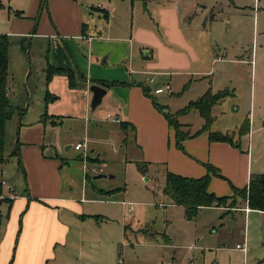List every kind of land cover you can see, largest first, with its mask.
<instances>
[{
	"label": "crops",
	"instance_id": "0c3cea01",
	"mask_svg": "<svg viewBox=\"0 0 264 264\" xmlns=\"http://www.w3.org/2000/svg\"><path fill=\"white\" fill-rule=\"evenodd\" d=\"M40 2L32 0L35 7L32 8L29 21H22L24 17H20L21 11H16L11 20V28L3 33L9 39L10 36L23 34L31 39L37 34L47 37L49 52L41 68L44 72L43 96H40L35 106H31L30 97L26 106L25 102L15 104V107L23 109V113L16 114L13 122L16 140H12V145L13 151L17 148L14 154L24 170L27 193L6 195L3 188L5 181L0 182V199L9 202L8 206L3 207L7 209L8 218L0 238V264H55L51 260L57 258L56 246H65L61 255L70 252L77 241L82 242L85 238L81 228L85 226L86 220L99 219L97 214L86 212L81 202L66 192L68 184L62 175V145L65 151L74 146L66 144L56 131L65 118L87 119V110H91L92 92L89 87L92 84L105 88L106 93L101 103L91 112L105 103V119H110L124 133L121 138L124 144L130 132L134 135L135 144L145 155H151L159 161L166 160L167 171L185 177L204 176L207 173L204 166L206 163L217 168L221 176H211L208 192L218 197L231 196V185L243 188L251 175L264 171V163H257L251 146V133L263 129L262 126L251 129L249 119V131L241 136L237 131L242 122L231 131L210 126L211 131L234 133L233 140L238 143V147L223 141H210L208 132L202 131L184 139L183 151H180L175 147L174 130L143 91L146 88L153 96L154 84L166 82L170 85L168 93L172 95L190 89L185 106L197 100L208 89L212 93L229 90L233 94V90L224 85L227 81L232 82L234 74L231 71L215 74L218 67L224 66V60L213 53L212 39L208 32L193 24L196 10L202 11L198 2L45 0L42 9L39 7ZM75 44L85 48L86 54L77 49ZM249 62L252 65V60ZM50 68L72 71L73 86H70L65 74L54 73L47 79ZM7 89L10 97L8 82ZM177 89H181V92ZM159 95L161 99L164 98L163 94ZM225 97L211 107V115L213 107ZM250 98L253 112L254 91H250ZM191 112L200 116L196 109ZM107 114L117 117L119 121L108 118ZM181 115L177 116V120L183 125V130L190 134L200 130L204 123L200 116L201 124L194 127L182 121ZM97 120L101 121L98 117ZM123 123L126 124L123 126ZM246 136L248 139H245ZM156 137H161L162 142L156 143ZM87 150L85 142L82 152L86 153ZM86 157L89 161H99L97 157ZM85 177L88 178L87 173ZM7 188L13 190L10 186ZM168 200L169 205L181 207L185 216L183 206ZM237 200L233 208L226 204L202 207L195 216L207 209L223 210V214L230 213L232 216L243 212L245 220L250 219L255 211L264 213L249 208L241 198ZM242 238L245 243V234ZM169 240L166 237V242Z\"/></svg>",
	"mask_w": 264,
	"mask_h": 264
},
{
	"label": "rangeland",
	"instance_id": "374dc122",
	"mask_svg": "<svg viewBox=\"0 0 264 264\" xmlns=\"http://www.w3.org/2000/svg\"><path fill=\"white\" fill-rule=\"evenodd\" d=\"M186 1L198 2L202 7V11L196 10L193 24L208 32L212 39L213 53L224 60V66L218 67L215 74H224L226 71L234 74L232 82L227 81L224 85L233 90V94L213 107L211 126L231 131L243 123L246 117L250 119L251 129L262 126L263 129L251 133V146L253 157L257 159V163L263 164L264 0ZM0 5L2 33L11 28V20L16 11H21L20 17H24L22 21H29L32 8L35 7L32 0H0ZM9 40V102L14 107L17 102H25L26 106L30 97L31 106H35L44 94V72L41 68L49 52L48 39L38 34L31 39L23 34L10 36ZM75 46L86 54L85 48H80L78 44ZM251 60L252 65L249 62ZM177 90L181 92V89ZM190 91L189 89L177 95H172L171 92L163 94L164 98L160 100V95L153 96L166 111L172 113L185 106ZM250 91L255 93L253 112L250 108ZM106 111L103 103L94 112L87 110L86 120L65 118L57 127V134L66 144L74 146L83 140L86 142V153L74 148L65 151L62 145V175L68 184L66 192L81 202L86 212L97 214L99 219L86 220L85 226L81 228L85 238L82 242L77 241L73 249L64 254L67 256L61 255L65 246L57 245V258L51 262L264 264V213L255 211L250 219L245 220L243 212L232 216L230 213L223 214V210L207 209L190 220L186 219L183 209L169 205V200L163 193L167 161L155 160L153 156L145 155L135 144L134 135L130 132L124 144L121 141L124 133L110 119H105ZM15 119L16 114L6 122L4 158L0 161V182L5 181L3 188L6 195L27 193L26 179L12 145V140H16V127L13 125ZM180 119L194 127H198L202 121L199 115L191 111L181 115ZM161 142V137H156V143ZM175 147L183 151L176 145ZM86 156L97 157L99 161L87 159L88 162L85 163ZM86 165L88 170L84 169ZM90 167H95V171H91ZM139 167L145 170L144 173ZM85 173L88 174L87 179ZM7 186L13 190L9 191ZM81 198L84 200L81 201ZM8 204L7 200L0 199V238L8 218L7 209L3 207ZM226 206L233 208L236 204H231V200H228ZM243 234L246 236L245 243ZM165 235L170 242H166ZM237 243L242 244L247 252L235 248Z\"/></svg>",
	"mask_w": 264,
	"mask_h": 264
},
{
	"label": "trees",
	"instance_id": "16d2710c",
	"mask_svg": "<svg viewBox=\"0 0 264 264\" xmlns=\"http://www.w3.org/2000/svg\"><path fill=\"white\" fill-rule=\"evenodd\" d=\"M45 6V0H41L40 9ZM10 40L7 34L0 33V161L3 160L4 148H5V125L14 114L20 115L23 113V109L14 107L9 102L8 89H7V77H8V48ZM59 73L65 74L68 77L70 86H73V73L66 68H50L48 70L47 79L51 74ZM115 82H111L114 84ZM146 95L151 98L152 104L157 108L165 117L169 126L174 130L175 145L178 148L183 149L182 141L184 139L193 137L202 131L208 132V139L210 141H223L230 143L233 146L238 147V143L233 140L234 133H221L211 131L210 126L213 121L211 115V107L224 98L231 95L229 90H222L217 93H212L208 89L201 97L195 101L189 102L186 106L177 110L175 113H170L165 110V107L157 102L154 96H151L146 88H143ZM196 109L202 117L204 123L200 130L194 134H190L189 131L183 130L182 124L177 120V116L187 113ZM126 123H123V126ZM249 118H245L240 125L237 134L239 136L248 133L249 131ZM17 153V148L14 150ZM23 173V167L19 161ZM204 166L207 169V173L199 178H190L182 175H178L167 171L165 174V183L163 187V193L172 201V203L181 205L184 207L185 217L192 219L199 208L209 206H225L228 200H231V204H236V199L241 198L245 200L248 207L255 210L264 211V171L258 174L250 176L248 184L243 188H236L231 185L232 195L218 197L213 193L208 192L207 186L211 176H221L218 169L214 166L206 163ZM140 171L144 173V169L140 168ZM88 175V174H87ZM2 194V185L0 183V195Z\"/></svg>",
	"mask_w": 264,
	"mask_h": 264
},
{
	"label": "built area",
	"instance_id": "2783aa9c",
	"mask_svg": "<svg viewBox=\"0 0 264 264\" xmlns=\"http://www.w3.org/2000/svg\"><path fill=\"white\" fill-rule=\"evenodd\" d=\"M152 81V80H151ZM170 90V85L169 83H163V84H158L155 83L153 86V92L155 95H159V94H164V93H168ZM108 118H111L114 121H119V119L117 117H112L110 114H107ZM85 147V141L82 142H78L77 144L74 145V149L77 151H81L83 150ZM84 162L87 163V157L84 158ZM85 170H88V166H84ZM91 171H95V167H90ZM237 249H240L243 252H247V249L244 246H241L240 244L236 245Z\"/></svg>",
	"mask_w": 264,
	"mask_h": 264
},
{
	"label": "water",
	"instance_id": "95a60500",
	"mask_svg": "<svg viewBox=\"0 0 264 264\" xmlns=\"http://www.w3.org/2000/svg\"><path fill=\"white\" fill-rule=\"evenodd\" d=\"M89 90L92 92V97L90 101V109L91 111H93L101 103L102 97L106 93V90L105 88L97 84H92L89 87ZM159 99L161 98L159 97Z\"/></svg>",
	"mask_w": 264,
	"mask_h": 264
}]
</instances>
